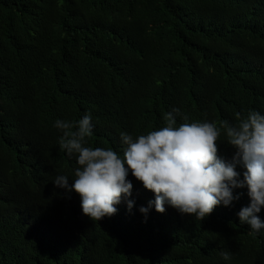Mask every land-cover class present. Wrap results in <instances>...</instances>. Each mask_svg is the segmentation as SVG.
Masks as SVG:
<instances>
[{"label": "trees", "instance_id": "trees-1", "mask_svg": "<svg viewBox=\"0 0 264 264\" xmlns=\"http://www.w3.org/2000/svg\"><path fill=\"white\" fill-rule=\"evenodd\" d=\"M173 107L218 126L264 113V0H0V264H264V235L236 216L246 188L201 221L145 218L154 194L129 174L132 211L93 221L53 185L77 167L56 119L91 113L87 146L122 154L121 132L156 130ZM217 143L230 161L223 129Z\"/></svg>", "mask_w": 264, "mask_h": 264}, {"label": "clouds", "instance_id": "clouds-1", "mask_svg": "<svg viewBox=\"0 0 264 264\" xmlns=\"http://www.w3.org/2000/svg\"><path fill=\"white\" fill-rule=\"evenodd\" d=\"M178 118L182 123H177ZM165 125L136 136L120 133L122 154L112 148L87 146L93 135L91 113L75 121L56 119L54 127L62 134L60 148L77 167L69 184L67 175H56L53 185L80 197L82 214L93 221L111 217L123 201L129 212L133 183L129 174L154 194L147 206L138 210L147 218L153 208L163 214L166 206L181 215L200 221L216 207H231L247 189L250 203L237 213L239 224L251 235H264V221L258 213L264 208V113L249 110L235 124L223 122H187L179 108L173 107L163 117ZM234 149L230 161L218 155V139L222 134ZM244 169L241 173L236 169ZM235 193V194H234ZM228 261L231 253L221 251Z\"/></svg>", "mask_w": 264, "mask_h": 264}]
</instances>
